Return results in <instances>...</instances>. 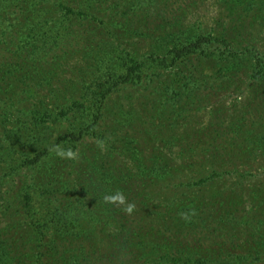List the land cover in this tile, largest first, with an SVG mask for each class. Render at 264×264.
I'll list each match as a JSON object with an SVG mask.
<instances>
[{
  "label": "trees",
  "instance_id": "1",
  "mask_svg": "<svg viewBox=\"0 0 264 264\" xmlns=\"http://www.w3.org/2000/svg\"><path fill=\"white\" fill-rule=\"evenodd\" d=\"M160 1L0 0V184L27 167L35 174V167L45 162L68 168V177L59 179L57 173L53 184L50 177L34 176L13 185L16 194L0 187V231L5 229L0 264H138L139 254L146 257L145 264H264V196H255L247 209L237 206L246 187L259 191L264 185L246 186L247 172L236 166L239 174L228 178L231 171L214 140L197 149L203 154L197 165L183 152L179 158L161 154L163 129L141 112L153 93L164 98L169 90V116L178 113L179 98L187 97L181 88L188 87L196 97L203 93L204 63L236 56L229 48L243 41L239 27H192L188 36L181 28L160 39L153 32L152 50L142 53L138 34L147 26L143 17L155 16ZM97 2L105 4L108 14ZM222 4L246 13L254 7L264 10V0ZM181 24L178 20L172 26ZM254 44L235 51L241 62L250 63V77L258 78L264 73V52ZM75 55L77 66H71L66 80V60ZM167 69L175 75L166 82L161 77ZM59 86L66 97L56 94ZM50 98L56 100H43ZM197 105L195 110L199 101ZM29 126L28 140L37 141L36 134L48 139L39 141L43 151L21 152L23 130ZM187 127L184 149L188 136L201 134ZM262 138L254 151L264 159V133ZM89 140L98 151L85 149ZM52 144L77 150L78 158L57 157L48 151ZM183 151L198 155L191 147ZM128 164L142 175H156L150 192L134 189L124 172ZM184 165L187 170L197 167L198 176L182 173ZM225 179L235 181L218 198ZM116 191L135 205L131 213L125 205L103 201ZM154 202L164 208H154ZM49 232L53 245L47 244ZM34 235L36 246L30 244ZM25 254L29 258L17 261Z\"/></svg>",
  "mask_w": 264,
  "mask_h": 264
},
{
  "label": "rangeland",
  "instance_id": "2",
  "mask_svg": "<svg viewBox=\"0 0 264 264\" xmlns=\"http://www.w3.org/2000/svg\"><path fill=\"white\" fill-rule=\"evenodd\" d=\"M260 1L262 0H259V2ZM95 4L98 8H103L102 13H105L106 6L104 3L97 2ZM232 4L233 2H231V5ZM235 11H237L238 14L235 15L234 19L233 15ZM143 20H147V26L145 29L140 31V34H138L142 40L140 45L142 53L152 50L154 46L153 32L155 36H158V39H160V37L164 34H174V32L181 28L184 29L185 35L188 36L192 34V27H196V30L199 27L207 28L208 30L214 26V31L218 29L220 30L227 25H230L232 30H236L237 26L239 27V36L243 38V41L239 40L236 45L229 48L231 55L233 53L236 56L234 58H229L228 61L219 59L220 61L217 63H215L216 61L204 63V76L202 75L201 77V81L203 82L202 90L204 89L203 93L201 91L199 96L196 97L195 94L189 92L188 87L181 88L182 92L187 91L188 94L187 97L184 95L179 98L177 101V108L179 111L176 115L172 116L168 115L169 112H171L169 105L172 104L168 94L169 90L165 92L166 94L164 98H157L155 93H153V95L150 96L149 105L147 107H142L141 112L148 113L152 118L151 121L154 122V124L158 123L160 127H162L160 129H163L162 131L165 134L163 139H165V141L161 142L160 145L162 149L161 154L179 158L180 154L183 152L184 156L188 158V161L194 162L197 165L203 160V154H201L197 149H199L200 146H206L208 140H210V142L214 140L216 142L214 145L215 149L221 153L224 158H226L223 160L227 162L226 167L231 171V175L228 178L234 179L239 174L233 168V166H236L240 171L242 170L243 172H247L245 181L246 186H252L255 183L259 186H263L264 159L261 155L262 153L254 151V147L263 141L264 73L262 77H250L252 70L250 63L245 60H242L241 62L242 55L237 54L238 52L235 51V49L241 51V49L244 48V45L255 43L254 45L264 52V10L258 7H254L253 11L248 13H246L245 10H240L239 8L237 10H233L231 6L223 5L222 0H161L158 6V13L155 16L143 17ZM178 20H180L182 24L179 26H172ZM157 25H160V30H158L159 33L155 32ZM216 60H218V58H216ZM66 61L67 68L64 76L67 80L71 75V66L73 64L77 66L78 60L75 55V57H69ZM237 61L239 63H237ZM18 75L21 76L19 73ZM174 75L173 70L167 69L161 79L167 82L169 79L174 78ZM60 87L62 86L54 88V90L57 95L64 98L67 96V91H63ZM152 88L153 87L151 86L147 90ZM188 95H190L191 98H188ZM43 100L52 101L56 99L50 98ZM198 101L199 108L195 110L196 106H198ZM188 106H191V108H188ZM156 111H158L157 114ZM161 115H163V120L160 118ZM192 116H194L192 122L188 123L187 120L192 118ZM194 119L197 120L196 123L194 122ZM63 122L66 124V117L63 119ZM188 124L192 126L191 128L193 130L200 131L201 134H198L197 137L193 134L190 135V137L188 136L187 142L189 140L191 141L187 144L188 148L184 149V137L187 136L186 133L189 128L187 127ZM31 126L27 128L25 127V131L23 130L21 139L23 142V151H20L28 154L31 149H35L39 152L43 151L39 141H45L48 143V139L46 137H41L42 134H36L38 137L37 141L28 140L27 134L31 130ZM35 126H37L36 128H41V125ZM53 128H56V124L51 125L52 130ZM64 128H66V126ZM48 129L49 128H47V130ZM24 132L26 133L25 140ZM153 133L155 132L153 131ZM56 135L57 132H55V136L52 135L51 138L56 137ZM154 136L155 134H151V138ZM94 143L95 142H93V140H89L88 144L86 143L85 149H89V147H91L98 151L99 146ZM154 144H156V142H154ZM154 144H152L151 141L152 147ZM190 147L196 149L198 155L183 151L188 150ZM234 151H236V153H234ZM221 154L217 155L219 160H221ZM17 155H20L18 157H21L22 154L18 153ZM129 165L130 164H128V168H126L124 172L128 174V180H130L131 176L135 186L134 189H137L138 192H150V186L153 181L157 180L156 175H142L141 172L135 171V169L129 167ZM35 170L36 173L33 174L32 172L34 169L31 170L27 167L26 169H23L21 173H16L13 176L6 178L5 183L0 184L2 192L5 194H16L14 187L20 183V180L25 184L28 178H34V176H39L42 179L50 177V180L53 181L49 182V184H53L54 180L58 178L68 177V168H66V164L61 162H45V166H41L40 168L35 167ZM113 170L119 173L117 164H115V169ZM181 171L184 174H193L194 176H198L197 167H191L187 170V166L184 165L181 167ZM148 172L151 173L150 171ZM57 173H59V177L53 178L57 175ZM27 174L29 175L26 176ZM232 181L235 180L225 179L221 182V186L223 187L219 185L220 190L216 194L218 198L225 195L220 194V191L223 192V188H227L231 185L233 183ZM263 189L264 187L257 191V189L250 190L246 187L244 193L240 194L238 197L237 206H243L245 209L249 208L251 200H253L255 196L257 197V200L262 199L264 196V194L261 193ZM119 205L120 204H118V206ZM232 206L236 207V204H233ZM154 208H164V204L161 202H154ZM4 230L0 231V237L4 234ZM49 234L50 237L47 239V244L53 245V243L49 242L52 238L54 239L53 232H49ZM90 236L93 237L92 235ZM63 237L64 236H62L61 239ZM61 239L59 244H62ZM29 241L30 240H28V242ZM30 244L35 246L37 245L35 242V235L31 238ZM249 245L250 244H248V246ZM17 246L21 247V243L18 242ZM245 246L246 244H244V247ZM21 256H17V261L23 262L25 258H29V254ZM149 256L150 255H148V257ZM145 258L146 257L139 254V260L136 261L138 264H145V262H143Z\"/></svg>",
  "mask_w": 264,
  "mask_h": 264
},
{
  "label": "clouds",
  "instance_id": "3",
  "mask_svg": "<svg viewBox=\"0 0 264 264\" xmlns=\"http://www.w3.org/2000/svg\"><path fill=\"white\" fill-rule=\"evenodd\" d=\"M50 153H54L57 157L67 160H75L78 158V151L72 148H65L60 144H52L48 147ZM103 201L107 204H120L125 205L124 210L128 213H131L135 207L132 203H126V197L120 191L115 193L105 194L103 196Z\"/></svg>",
  "mask_w": 264,
  "mask_h": 264
}]
</instances>
